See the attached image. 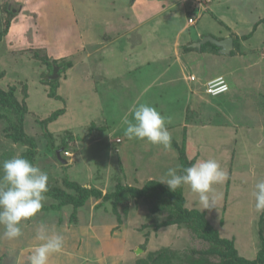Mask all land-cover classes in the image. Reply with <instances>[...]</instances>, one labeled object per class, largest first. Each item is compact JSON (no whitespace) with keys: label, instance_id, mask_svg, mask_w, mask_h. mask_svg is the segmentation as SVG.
Masks as SVG:
<instances>
[{"label":"rangeland","instance_id":"rangeland-1","mask_svg":"<svg viewBox=\"0 0 264 264\" xmlns=\"http://www.w3.org/2000/svg\"><path fill=\"white\" fill-rule=\"evenodd\" d=\"M107 1L0 0V75H3L0 86L4 89L15 86L20 101L23 99V87L26 84L29 87L28 106L31 113L26 121V133L38 141L40 155L35 164L48 174L50 188L58 187L77 196L78 189L69 186L76 184L83 189H98L107 194L114 191L116 177L123 174L119 168L110 167L113 159L112 156L109 158L105 144L108 150L114 151L107 136L115 143L117 139L125 141L124 118L131 120L133 109L140 103H147L162 115L171 117V123L167 125L170 130L174 123H180V118L190 108L189 119L192 120L188 122L192 124L188 128L185 151L188 160L195 163L197 160L214 158L228 173V179L214 185L215 190L222 193V199L216 208L205 210L199 204L198 195L184 185V208L205 213L221 239L235 240L240 256L255 259L261 246L258 231L263 213L255 209L253 192L255 184L264 180V1L216 0L213 5L214 0H181L172 11L164 13L161 25L157 23L159 14L149 24L157 25L151 38L169 41L176 38L185 20L186 15L181 11L183 4L187 10L191 5L212 9L215 17L207 14L201 24L197 22L198 26L182 36L179 52L186 63L189 61L191 71L199 79L191 86L202 94H205L206 86L204 89L198 84H204L210 76L234 78L236 89L233 86L230 95L219 99L226 101L232 114L225 117L227 110H224L221 115L212 116L217 121L209 115V106L206 108L203 103L199 106L197 102L188 105L184 94L179 92L186 87L183 82L180 84L182 89L175 87V99L173 93H166L173 92L172 89L168 90L167 84L164 86L160 81L153 83L155 68L149 66L133 71L136 53L130 56L125 41H116L112 43L114 45L105 42L108 41L106 36L114 34L111 41L117 36L116 30L110 33L111 27L106 22L119 16L105 10L112 0ZM154 1L158 4L164 0H148L145 7ZM116 2L118 6L128 5L126 0ZM204 2H208L210 7ZM70 5L76 8L77 17H74ZM7 10H10V14ZM11 15L12 23L7 31ZM167 18L169 30L164 24ZM188 24L194 26L189 20ZM217 30L219 32H215ZM193 31L195 35L202 33L205 36L238 34L242 38L241 52H236L232 57L219 56L209 45L201 53L197 44L204 39L192 43V48L186 43L187 35ZM171 42L167 45V51L171 49ZM155 50L158 48L155 47ZM45 56L71 64V68L61 74L57 91L60 101L48 98L51 88L41 81L47 70L42 63ZM147 56V53L143 55L144 58ZM248 63L250 67L244 71ZM161 65H165V61ZM60 72L61 69L58 74ZM250 82L252 90L248 93L245 85ZM148 87L150 89L142 94ZM63 108L66 111L63 117L57 123H51L47 129L57 138L55 145L58 148L64 137L72 136L69 149L60 148L58 151L63 161L68 160V163H64L66 166L60 164L55 152L43 143V131L37 124V120L48 118ZM192 110L200 112L201 121L205 111H208L207 117L194 124L193 115L196 113L193 114ZM223 116L229 119L230 126L222 124L225 122ZM4 130L5 126L0 121V164L13 156H22L27 149L8 138ZM171 135L173 137V133ZM93 139L100 140L93 142ZM133 141L140 145L145 168H123L125 176L121 181L124 185L142 189L152 180L160 182L167 169L180 165L179 162L175 164L180 151L174 143L168 149L146 140ZM131 158L135 162L136 158ZM60 204L59 200L46 196L41 212L24 222L23 235L17 239L5 238L0 226V264H28L31 251L40 243L35 235L41 223L64 237L61 251L50 255L49 264H153L158 254L168 255L169 259L166 258L163 264H180L178 257L187 259L186 250H201L212 245L185 226L172 225L156 230V226L168 221L171 216L170 209H164L162 202L157 205L160 211H153L155 205L150 201L133 199L127 213L123 209L114 211L112 203L104 204L101 199L95 198H90L77 209L69 204ZM213 260L217 259L210 258L209 264Z\"/></svg>","mask_w":264,"mask_h":264},{"label":"trees","instance_id":"trees-1","mask_svg":"<svg viewBox=\"0 0 264 264\" xmlns=\"http://www.w3.org/2000/svg\"><path fill=\"white\" fill-rule=\"evenodd\" d=\"M7 12L10 14V10H7ZM11 18L12 15L8 18L7 31L10 29L12 23L10 20ZM232 37L234 38L235 47H238L237 36L234 35ZM205 45L206 46L202 45L201 52H204L206 47L210 44ZM189 46L192 48L191 45ZM232 54H234V51ZM42 63L46 65L47 72L45 71L43 73L41 81L51 88L48 93V98L60 101L57 91L59 89L61 74L71 68V64L70 62H57L55 59L48 56H45V58L42 59ZM57 66L61 69V72L58 74L57 79L52 80L54 68ZM2 76L3 75H0V79H2ZM28 92L29 87L26 84L23 87V99L20 101L15 86H11L9 89H4L0 86V121L5 126L4 132L7 137L13 140L16 144H20L27 148L22 157L27 158L35 164L37 157L40 155L37 150L38 141L36 138L26 133V121L31 113L28 106ZM65 113L66 111L63 108L56 110L48 118H38L40 120H37L38 126L43 131V137L45 139L43 143H45V145H47L52 152H55L56 158L60 164L64 166H66V164H64L62 159L59 160L57 152L60 148L69 149V144L72 143V136L64 137L58 148V146L55 145L57 138L53 137L52 133H50L47 128L51 123L58 121V119ZM176 147L180 151L179 160L182 166V168H180V172H182L183 168L191 166L193 161L188 160L184 147H180L177 144ZM118 168L119 170H122L121 172L123 176H125L123 168L120 166ZM123 176L116 177L114 191H109L107 194H103L102 191L98 189H83L80 188L79 185L69 184V186H72L74 189H78L80 195L78 194L77 196H73L68 192H64L63 189L61 190L54 186H52L53 188H50L48 186L46 196H49L54 200H59L61 206L69 204L75 209L82 207L86 202H88V200H90V198L101 199L104 204L112 203L114 211L123 209L126 213L129 211V203L133 199H144L145 201H150V204L155 205L153 207V211H160L157 208V205L162 202L164 209H170L169 211L171 216H169L168 221L156 226V230L172 225H178L180 227L185 226L188 229L195 231L204 241L212 244L208 248L201 250H186L185 252H187L188 257L185 260L178 257L180 264H209L210 258L217 259L216 261L213 260L214 262H212V264H264V212L262 213L259 221L258 234L261 239L260 250L255 259L248 260L239 255L235 240H226L219 237L218 231L208 222L205 213L189 211L184 208V185L177 188L175 192H173L167 185L152 180L148 182L144 188L136 189L131 186L129 187L124 185L122 183L124 179ZM53 206L57 207V205ZM166 258L167 260L169 259L168 255L158 254L153 260V264H163Z\"/></svg>","mask_w":264,"mask_h":264},{"label":"crops","instance_id":"crops-1","mask_svg":"<svg viewBox=\"0 0 264 264\" xmlns=\"http://www.w3.org/2000/svg\"><path fill=\"white\" fill-rule=\"evenodd\" d=\"M100 1L108 3L107 0H100ZM118 1H120V0H118ZM126 1H127L126 3H128L127 6L126 5L118 6V2H116V0H112V1H109L110 5L107 8H105V10H107L109 14L113 13V14L119 15L118 18H116L115 20H112V21L110 20V22L107 21L108 19H105V21H107L106 24L108 23V26L111 27V28H109L110 33L113 30H116L115 34L117 35L116 37H114L112 39L113 42L111 41V37L114 36V34H111V37L106 36L105 39L107 38L108 41H105V42L106 43L108 42L109 45H114L112 43H115L116 41H117V43H120L121 41H125V45L128 47L127 51H130V56L134 52L136 53L135 57H137V58L133 59V60H135L134 65H133L134 66L133 71L136 72L137 70H139L141 68H146L149 66L155 68L156 75H155V79L153 80V83L158 84L160 81V82L164 83V86L167 84L168 90L172 89L173 92H166V93H171V94L173 93L174 94L175 87H176V89L177 88L182 89L180 84H181V82H183L186 85V87H184V90H182V91L180 90L179 92L182 93L181 95L184 94L183 95L184 100H186V102H188L189 106L193 102H197L199 104V106H201L200 104L203 103V105L206 106V108L209 106V112H210L209 115H211V118H212V116H215L216 114L221 115L222 111L225 112L224 110H227V113H225L226 114L225 117H227V116L230 117L232 113L230 112V109L227 108L228 104L227 103L225 104V102H226L225 100L220 101L219 99L223 98L225 95H230L232 93V91L234 90V87L236 89L237 84L233 81L234 78L233 77H226V80L228 81L229 86H230V91L228 93L221 95L219 97H216V98L210 97L209 95L206 94V92H205V94H202L201 91L196 90L195 88H193L191 86V85H194L196 82H199V79H198V77H196L195 73H193V71H191V68L189 67L190 66L189 61H187V63H186L181 57V52H179V50H180L179 46L182 45V36L185 35L187 32L193 30V28H195L199 24H201V20L204 19V17H206L207 14L211 15L212 17H215V15L212 12V9L209 8V10H206L205 8H203V9L200 8V6H192L191 5L189 10H187L185 8V4H183V6H181V11H183L186 16H185V20L183 21V25H182L181 29L176 34V38L173 40H169V41L165 40V38H162V39H160V41H158V38L156 40V38L150 37L153 29L155 27H157V25L156 26H152V25L150 26L149 25L150 23H153V21H151L152 18L153 17L155 18V16L159 14L160 18H158L159 22H157V23L159 25H161L164 21V20L161 21L164 13H169L170 11H172L174 9V7L176 6V4L179 5L181 0H176V3L174 0H164V1L159 2L158 4H156L157 1H154L153 4H150L149 6H146V7H145V5L148 3V0L143 1V2H142V0H126ZM259 1H264V0H259ZM149 3H151V2H149ZM204 3H206V6L207 5L209 6L208 2H204ZM215 4H216V0H214L213 5H215ZM70 6L72 7L74 17H77L76 8L72 5H70ZM177 13H180V12L177 11ZM191 17L196 18V23L198 22V25L196 24L194 26H189L188 20ZM74 19L76 20V18H74ZM167 20H169V18L166 19L164 24H165V27L169 30L170 25H168ZM128 30H129V32H127ZM87 31H88V29H87ZM215 32H219V30H217ZM195 33L196 32L193 31L192 33H189L187 35L186 43L188 45H191L194 42L198 43L206 37L213 38L217 41H223L227 38H232L234 41V38L231 36V34L225 36V35H222V33H218L219 35L216 34V35H212V36H205V35H202V33H199L196 35H195ZM237 35L238 34H236L235 36H237ZM193 36L195 38H193ZM237 38H238V47H235V42H234L233 49L231 50L230 55H228L230 57L235 55L236 52H238V54L241 52L240 42L242 41L241 40L242 38H240L239 36H237ZM169 42H171L170 43L171 49L170 50L168 49V51H167V45L169 44ZM205 44H210L212 46V48H214L212 50L213 52L219 54V56L220 55L223 56V54H221V52H220V48L217 45L213 44L210 41H208ZM204 46H206V45H204ZM155 47H157L158 50H155ZM150 48H152L151 53L149 52ZM196 48H198V47H196ZM201 49H202V46L199 48V50H200L199 52H201ZM233 51H234V54H232ZM169 52H171L170 54H172V56H170ZM204 52H201V53H204ZM146 53L148 54V56H147L148 58L143 57V55ZM164 61H165V65H161ZM138 64H140V65H138ZM142 65H144V66H142ZM249 67H250V64L248 63L245 66L244 71H246V69L248 70ZM162 75H164L165 77L163 79L159 78ZM192 76L195 77V80L191 79ZM221 76L222 75H218L215 77L210 76V78L208 80L204 81V84H202V85L198 84V86H202L205 89V86L209 81L213 80L214 78L221 77ZM223 77H225V76H223ZM229 80L231 81V83ZM251 80H252V77H251ZM252 81L254 82V80H252ZM90 85L93 86V83H90ZM189 86H191V88ZM245 87H246V91L248 93H250L252 90V82L245 85ZM149 89H150L149 87L145 88L142 91V94L147 92ZM174 97L176 99L175 94H174ZM137 100H136V102H137ZM136 102H135V105H136ZM215 108H218V109L215 112H212L213 110H215ZM189 110H190V108L188 110H186L187 112H186V114L184 113V117L180 118L181 119L180 123H174V126L170 127L172 129L169 130V132L171 134L173 133L171 145L173 143L175 145L177 144L180 147H184L185 151H186V146H187L186 141L188 140V128L190 127V124H192V122L191 123L188 122V121L192 120V119H189L191 117L189 115V112H188ZM235 111L238 112L237 109ZM206 112H208V111H205V115H204L203 119L207 117ZM194 113H196V114H194ZM193 114H194L193 115L194 116V118H193L194 124H197L199 121L200 122L203 121V119H202V121L200 120L201 117H200L199 111H193ZM167 115L170 116V114H167ZM225 117H224L225 122H223L222 124L225 125V123H227V125L230 126L231 122L228 121L229 119L225 118ZM212 119L216 120L215 118H212ZM54 123H57V121ZM176 136H177V138H176ZM99 140L100 139H93V142L94 141L97 142ZM107 140L109 142V145L111 144L112 148L115 149L114 151L108 150V147L105 144L106 150L109 153V158H111V156H112V159H113L111 162L113 164L110 167L118 168L120 166L122 168H145V166H144L145 165V159L143 158V153L139 150L140 145L136 144V142L133 141L134 139L130 140L126 137L125 141H121L120 139H117V141L115 143V142H113V140L110 139V136H107ZM118 140H120V141L118 142ZM116 145H117V147H116ZM145 150L148 151L147 149H145ZM151 151H152V149H150V152ZM165 155L166 156L168 155V150H167ZM132 156L136 158L135 162H134V159L131 158ZM175 161H176L175 164H177L179 162L181 165V162L179 160V156L176 157ZM146 164H148V163H146Z\"/></svg>","mask_w":264,"mask_h":264},{"label":"clouds","instance_id":"clouds-1","mask_svg":"<svg viewBox=\"0 0 264 264\" xmlns=\"http://www.w3.org/2000/svg\"><path fill=\"white\" fill-rule=\"evenodd\" d=\"M171 117L161 114L155 107L140 103L133 109L132 119L124 118V134L128 139L146 140L153 145L171 146L172 136L167 125ZM180 165L167 169L160 181L175 192L182 185H188L198 195L202 208H216L222 193L214 185L228 179V173L214 159L197 160L191 166L179 171ZM0 226L3 236L9 240L23 235L24 222L34 218L44 207L48 192V174L38 165L22 156H13L0 164ZM255 209L264 212V180L255 184L253 192ZM35 239L40 241L28 257V264H49V257L61 251L64 237L41 223L36 229Z\"/></svg>","mask_w":264,"mask_h":264},{"label":"built area","instance_id":"built-area-1","mask_svg":"<svg viewBox=\"0 0 264 264\" xmlns=\"http://www.w3.org/2000/svg\"><path fill=\"white\" fill-rule=\"evenodd\" d=\"M189 23L195 25L196 24V18L191 17L189 19ZM192 80H195V77H191ZM230 91V86L227 80L224 77L215 78L211 81H209L206 84L205 92L207 95L211 97H219L221 95H224ZM120 141V140H118ZM67 156L69 155V152L66 153Z\"/></svg>","mask_w":264,"mask_h":264},{"label":"water","instance_id":"water-1","mask_svg":"<svg viewBox=\"0 0 264 264\" xmlns=\"http://www.w3.org/2000/svg\"><path fill=\"white\" fill-rule=\"evenodd\" d=\"M208 41H210L213 44L217 45L220 48L221 54H223V55H230L231 50L233 49V46H234V41H233L232 38H227V39H225L223 41H217V40H215L213 38H208V37L204 38V40L202 42H200L199 44H197V45L200 48L202 45H204ZM58 71H59V68L55 67L52 79H57ZM262 144H264V140H263ZM57 154H58L59 160H61L60 153L57 152ZM64 163H68V162L65 161Z\"/></svg>","mask_w":264,"mask_h":264}]
</instances>
